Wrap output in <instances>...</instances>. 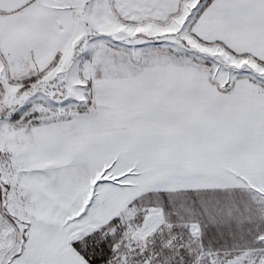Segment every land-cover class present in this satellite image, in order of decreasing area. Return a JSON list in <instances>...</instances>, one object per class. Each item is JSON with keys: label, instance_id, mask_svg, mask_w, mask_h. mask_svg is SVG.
<instances>
[{"label": "snow or ice", "instance_id": "obj_1", "mask_svg": "<svg viewBox=\"0 0 264 264\" xmlns=\"http://www.w3.org/2000/svg\"><path fill=\"white\" fill-rule=\"evenodd\" d=\"M0 264H264V0H0Z\"/></svg>", "mask_w": 264, "mask_h": 264}]
</instances>
